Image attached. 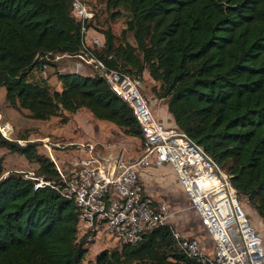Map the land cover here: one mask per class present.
Wrapping results in <instances>:
<instances>
[{
  "label": "trees",
  "instance_id": "obj_1",
  "mask_svg": "<svg viewBox=\"0 0 264 264\" xmlns=\"http://www.w3.org/2000/svg\"><path fill=\"white\" fill-rule=\"evenodd\" d=\"M71 3L0 0L5 102L35 120L85 109L143 146L132 108L93 66L84 64L92 73L56 71L60 90L43 84L45 78L31 79L45 62L42 55H74L81 49L82 24ZM119 7L129 15L123 38L117 43L110 29L102 31L104 47L97 57L130 75L146 71L157 83L154 98L165 101L174 124L229 174L237 192L264 217V0H107L109 10ZM37 145L21 146L0 134V146L38 163L36 176L58 182L56 163ZM2 173L0 157V264H84L93 240L78 236L74 200L49 185L34 189L26 172ZM170 225L158 224L120 250H102L96 264H199L179 247Z\"/></svg>",
  "mask_w": 264,
  "mask_h": 264
},
{
  "label": "built area",
  "instance_id": "obj_2",
  "mask_svg": "<svg viewBox=\"0 0 264 264\" xmlns=\"http://www.w3.org/2000/svg\"><path fill=\"white\" fill-rule=\"evenodd\" d=\"M71 7L72 14L82 24V47L74 55H42L40 58L45 60L39 69L42 78L48 76L47 62L64 56L78 58L79 66H93L132 108L143 133V146L137 156L121 158L114 175L109 177L96 157V144L82 142L77 145L81 154L71 159L67 167L62 168L54 159L60 173L58 182L36 176L34 171L26 172L34 180V189L49 185L73 199L78 207V227L87 240L112 234L121 244L133 245L154 226L171 224L167 203H156L141 179L142 171L169 165L212 241L209 249L201 238L185 235L171 224L179 247L199 264H264L263 239L241 208L239 193L229 174L183 130L175 124L167 126L154 116L141 94L140 76L110 68L97 57L96 51L104 47V38L102 34L89 35L91 27L87 23L95 18L91 5L86 0H72ZM0 134L12 140L8 123L0 122ZM14 141L21 146L30 142ZM52 146L61 148L59 143H45L49 151Z\"/></svg>",
  "mask_w": 264,
  "mask_h": 264
},
{
  "label": "rangeland",
  "instance_id": "obj_3",
  "mask_svg": "<svg viewBox=\"0 0 264 264\" xmlns=\"http://www.w3.org/2000/svg\"><path fill=\"white\" fill-rule=\"evenodd\" d=\"M95 12V18L91 22V29H94L100 34L105 29H110L116 36L117 43L123 38L122 32L126 29V21L128 19V13L122 8L121 12L115 18L111 17V14L116 9L109 10L107 8V0H87ZM126 39L129 43L134 44L133 35L131 32H126ZM80 60L76 57L64 56L51 61L47 72L48 76L43 81L51 89L60 90L61 84L58 81L55 72H80V73H92V70L85 65L79 66ZM39 72V70H37ZM33 70L36 76V81L42 82V76L39 72ZM142 82L141 94L148 101H154L152 88L157 85L153 81L148 73L145 71L140 76ZM165 101L159 102L162 105ZM151 108V106H150ZM152 111V109H151ZM153 112V111H152ZM167 114L168 111L166 110ZM154 114V113H153ZM65 115L68 118L67 122L62 120V116ZM61 116L50 117L46 120H35L28 117V112L24 109H15L7 105L5 102V88L0 86V122H6L11 127L10 138L12 140L37 142V150L49 156L51 159H56L58 164L64 168V164H61L62 158H67L71 154H79L81 151L77 148V145L82 142H91L96 144V148H122L123 155L127 158L135 157L141 151V140L123 135L120 130L112 123L97 120L91 113L85 109H80L75 113H63ZM155 116V115H154ZM156 117V116H155ZM91 133H94L91 135ZM87 138V139H86ZM45 143H59L60 147L52 146V150L49 151L45 147ZM72 143V146L70 145ZM78 154V155H79ZM63 156V157H62ZM0 157L2 158L3 175H6L10 171H34L33 163L35 161L27 159L23 154L12 151L5 147L0 146ZM75 157V156H71ZM66 167V166H65ZM155 177L163 178L161 181L155 179L154 181L163 183L160 185L164 188V191H160L156 188L155 200L165 201L168 205V220L176 228L181 230L185 235H194L205 241V244L209 249L212 248V241L205 232L203 225L196 214V212L190 206L188 198L183 189L177 184L178 182L170 181L172 174L168 171L157 170ZM164 181V182H163ZM239 201L241 208L247 215L250 224L254 227L263 239L264 246V217L258 215L257 211L248 203L247 198L244 195L239 194ZM83 234L82 228L79 226L78 236ZM88 251L83 259L84 264H96V256L102 250H120L122 244L116 241V238L112 235H101L93 239L92 242L87 243ZM210 252V251H209Z\"/></svg>",
  "mask_w": 264,
  "mask_h": 264
},
{
  "label": "crops",
  "instance_id": "obj_4",
  "mask_svg": "<svg viewBox=\"0 0 264 264\" xmlns=\"http://www.w3.org/2000/svg\"><path fill=\"white\" fill-rule=\"evenodd\" d=\"M87 1V0H86ZM88 2V1H87ZM88 4H89V2H88ZM96 34H100V32H98V31H96V30H93V29H91L90 31H89V35L90 36H93V35H96ZM37 71V70H36ZM38 72V71H37ZM80 73V72H79ZM81 74H84V73H81ZM40 74H39V72H38V78L40 77L39 76ZM30 77H31V79H33V80H35L36 79V76H35V74L33 73V71L30 73ZM154 101L155 102H153V101H150L149 102V104H150V106H151V109H152V111H153V113H154V115L156 116V118L160 121V122H162L163 124H165V125H173L174 124V122H173V119H172V117L169 115V113L167 114V112H166V110H167V106H166V103L164 102L162 105H160V103L159 102H161V100H158V99H154ZM94 133H91V135H93ZM87 139V138H86ZM111 149V148H110ZM79 154V152H77V154H71V155H69L67 158H62V160H60V162H61V164H64V168H65V166L67 167L71 162V159H74V158H77V156H79L78 155ZM71 156H75V157H72L71 158ZM63 157V156H62ZM127 158V157H126ZM130 158V157H129ZM33 167H34V169H36L37 167H38V163L37 162H35V163H33ZM157 170H162V171H168L169 172V174H172L173 175V178L171 177V179H169L170 181L172 180V181H175V182H178L177 181V178H176V176H175V174H174V172L172 171V169H171V167L169 166V165H163V166H152V167H150V168H148V169H146V170H144V171H142L141 172V179H142V182H143V184H144V186H145V189H146V191L148 192V193H150L152 196L154 195L155 196V193H156V188L158 187V189H160V191H164V188L162 187V186H160V185H163V183H160V182H156V181H154L155 179H158V181H161L163 178H156L155 177V174H156V171ZM164 182V181H163ZM178 185H179V183H177ZM157 187H156V186ZM154 196H153V198H154ZM154 201L156 202V203H158V202H162V201H157V200H155V198H154ZM165 202V201H164Z\"/></svg>",
  "mask_w": 264,
  "mask_h": 264
},
{
  "label": "water",
  "instance_id": "obj_5",
  "mask_svg": "<svg viewBox=\"0 0 264 264\" xmlns=\"http://www.w3.org/2000/svg\"><path fill=\"white\" fill-rule=\"evenodd\" d=\"M96 157L100 160L105 175L109 177L114 175L121 158L126 159L120 147L116 149H98Z\"/></svg>",
  "mask_w": 264,
  "mask_h": 264
}]
</instances>
